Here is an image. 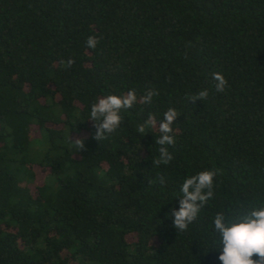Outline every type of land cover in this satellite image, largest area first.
Masks as SVG:
<instances>
[{"label": "trees", "instance_id": "obj_1", "mask_svg": "<svg viewBox=\"0 0 264 264\" xmlns=\"http://www.w3.org/2000/svg\"><path fill=\"white\" fill-rule=\"evenodd\" d=\"M132 89L96 141L92 104ZM169 107L173 159L156 166L158 127H137ZM207 169L214 196L179 233L166 214ZM261 204L264 0H0V264H222L215 214Z\"/></svg>", "mask_w": 264, "mask_h": 264}, {"label": "clouds", "instance_id": "obj_2", "mask_svg": "<svg viewBox=\"0 0 264 264\" xmlns=\"http://www.w3.org/2000/svg\"><path fill=\"white\" fill-rule=\"evenodd\" d=\"M98 43L99 39L95 36H89L86 41L90 49L96 48ZM74 63L75 61L71 58L66 62L69 67ZM212 77L215 81V90L224 92L228 84L225 76L215 72ZM158 95V90L149 88L140 97V102L151 104L153 97ZM208 96V90L202 89L191 96L190 101H204ZM137 102L138 97L134 89L123 95L110 94L98 98L91 106L88 119L94 121L93 138L99 142L107 139L108 135L121 127L124 121L121 111L131 109ZM179 115L175 108L169 107L159 122L154 114H149L147 120L137 127V131L143 136L147 133L146 129L158 127L160 136L156 139V144L160 145L159 157L152 161L153 165H167L172 161L173 156L167 146L176 143L172 125ZM69 142L75 151L85 148L84 140L81 138L70 139ZM217 172V169H207L185 178L180 188L179 208L173 207L166 214L173 218V227L179 233L188 230L189 225L196 221L200 211L213 198L214 178ZM159 181L164 184V177L160 176ZM213 223V235H219L218 259L222 264H264V204L250 209L245 214L233 217H227L223 211L218 212L214 216ZM254 256L256 258H253Z\"/></svg>", "mask_w": 264, "mask_h": 264}]
</instances>
